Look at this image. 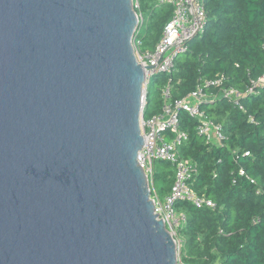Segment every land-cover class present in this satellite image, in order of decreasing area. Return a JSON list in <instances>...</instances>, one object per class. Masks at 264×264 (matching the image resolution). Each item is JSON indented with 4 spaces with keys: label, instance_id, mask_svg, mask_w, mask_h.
Instances as JSON below:
<instances>
[{
    "label": "water",
    "instance_id": "95a60500",
    "mask_svg": "<svg viewBox=\"0 0 264 264\" xmlns=\"http://www.w3.org/2000/svg\"><path fill=\"white\" fill-rule=\"evenodd\" d=\"M134 0H0V264H179L138 166Z\"/></svg>",
    "mask_w": 264,
    "mask_h": 264
},
{
    "label": "trees",
    "instance_id": "16d2710c",
    "mask_svg": "<svg viewBox=\"0 0 264 264\" xmlns=\"http://www.w3.org/2000/svg\"><path fill=\"white\" fill-rule=\"evenodd\" d=\"M137 1L136 11L145 19L140 37L152 50L173 17V7ZM205 7V33L189 43L171 77L152 80L157 88L148 91L145 117L161 113L162 90L170 79L173 99L187 97L199 85L216 96L203 103L202 110L223 126L221 146L206 143L197 133V121L180 114L189 140L179 154L198 166L190 184L216 204L214 209L176 204L187 218L178 232L181 263L264 264V85L259 84L264 78V0H205ZM209 82L215 84L206 86ZM228 90L239 94L236 101L225 97ZM174 181V167L157 162L154 186L161 199L170 194Z\"/></svg>",
    "mask_w": 264,
    "mask_h": 264
},
{
    "label": "built area",
    "instance_id": "2783aa9c",
    "mask_svg": "<svg viewBox=\"0 0 264 264\" xmlns=\"http://www.w3.org/2000/svg\"><path fill=\"white\" fill-rule=\"evenodd\" d=\"M171 5L173 17L164 29L159 43L152 50H144L141 39V29L145 19L137 13L139 25L133 38V48L137 61L145 71L143 107L140 127L144 138V146L138 156V166L144 172L155 205L158 220H163L167 230L176 240L179 253L183 242L178 238V232L186 223L185 214L176 209L178 202H190L197 208H216L213 200L200 196L191 186L194 176L198 175V166L191 160L183 158L179 149L189 140V134L181 129V112H185L197 121V133L206 143L222 145L225 140L224 129L216 124L202 110L203 103L214 101L216 96H209L204 87L199 85L194 92L183 99H173V83L162 90L164 104L160 114L145 117L147 94L155 77H171L180 57L186 55L189 43L201 38L206 31L208 13L205 0H156V6ZM135 10L140 8L139 1H134ZM221 82H218L219 85ZM215 83H207L210 86ZM264 85V78L260 80ZM252 92V91H251ZM225 97L236 101L239 97L234 90L224 92ZM157 162H168L175 169V181L170 194L161 199L154 186V175ZM244 175V172H241ZM254 182V181H252ZM179 264L181 258H178Z\"/></svg>",
    "mask_w": 264,
    "mask_h": 264
},
{
    "label": "rangeland",
    "instance_id": "374dc122",
    "mask_svg": "<svg viewBox=\"0 0 264 264\" xmlns=\"http://www.w3.org/2000/svg\"><path fill=\"white\" fill-rule=\"evenodd\" d=\"M144 32H145V30H144V28H143L141 34H144ZM141 38H142V37H141ZM147 49H148V48L144 47V50H147ZM150 50H151V49H150ZM181 58H183V56L180 57L179 59H181ZM156 88H157V85H156V84H154V86L151 85V86H150V91H151V92H154V90H155ZM181 242H183V241L181 240ZM179 256H181L180 253H179Z\"/></svg>",
    "mask_w": 264,
    "mask_h": 264
}]
</instances>
